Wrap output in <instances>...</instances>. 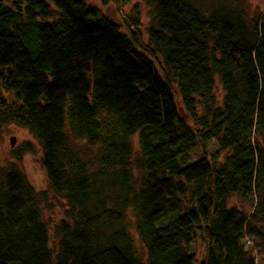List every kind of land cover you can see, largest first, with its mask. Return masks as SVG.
<instances>
[{"label":"trees","instance_id":"obj_1","mask_svg":"<svg viewBox=\"0 0 264 264\" xmlns=\"http://www.w3.org/2000/svg\"><path fill=\"white\" fill-rule=\"evenodd\" d=\"M196 1L144 0L154 23L143 43L138 16L125 34L86 0H0V134L13 122L30 131L50 188L71 207L52 247L41 194L5 172L0 264H194L199 236L201 264H264V22L237 0L209 11ZM211 141L215 153L182 164Z\"/></svg>","mask_w":264,"mask_h":264},{"label":"rangeland","instance_id":"obj_2","mask_svg":"<svg viewBox=\"0 0 264 264\" xmlns=\"http://www.w3.org/2000/svg\"><path fill=\"white\" fill-rule=\"evenodd\" d=\"M6 6H11L13 0H1ZM241 2L243 8L246 10L248 16L253 19L262 20L264 22V0H237ZM91 5L98 7L102 13L109 15L116 23L123 26L121 31L128 34L126 21L129 17L138 16L140 19L139 32L141 34L143 43H147L148 28L153 25L154 20L151 13V9L147 7L144 0H131L128 4H122L118 0H86ZM218 0H199L196 1L197 6L204 10H211ZM138 9V14L136 12ZM125 17V18H124ZM127 19V20H126ZM121 22L123 24H121ZM161 75V70L156 67ZM175 98L177 100L178 108L182 117L187 118L186 113L182 107L181 99L176 89V85H173ZM215 95L218 103L221 106L224 92L219 79H216ZM5 97L10 103L15 102V98L11 94L5 93ZM190 121V120H188ZM191 123V121H190ZM15 139V144H11V139ZM78 145H83V141L79 140L76 142ZM24 144H31L34 147V153H27L21 159L15 156L18 149ZM132 145L134 153L140 152L139 138L135 136L132 138ZM217 143L215 141L208 142L207 144H199L198 147L185 159V162L180 161L182 164H191L205 155H211L217 151ZM207 153V154H205ZM228 155L227 152L221 155V161ZM42 150L34 136L26 128L19 126L13 122L6 125L3 132L0 134V178L5 172L9 170L20 171L34 187V189L41 194L39 196L40 209L42 219L47 224L51 234V246L56 247L57 238L54 234V228L59 225L62 221L71 222L69 213L71 207L69 203L63 198V196L56 194L52 191L48 184L45 170L42 166ZM135 176L140 177V171L135 170ZM42 193L44 195H42ZM230 207H236L241 210L244 214L250 215L253 212V204L244 203L239 201L236 197H232L229 200ZM128 226L135 238V246L142 259H147V253L144 245L140 241L138 235L135 232V223L137 218L133 210L130 208L127 212ZM257 226L264 228V223H257ZM189 251L194 253L195 262L194 264H201L206 258V245L203 239L199 236L198 239L189 246Z\"/></svg>","mask_w":264,"mask_h":264},{"label":"water","instance_id":"obj_3","mask_svg":"<svg viewBox=\"0 0 264 264\" xmlns=\"http://www.w3.org/2000/svg\"><path fill=\"white\" fill-rule=\"evenodd\" d=\"M11 144H12V145L15 144V139H14V138L11 139Z\"/></svg>","mask_w":264,"mask_h":264},{"label":"built area","instance_id":"obj_4","mask_svg":"<svg viewBox=\"0 0 264 264\" xmlns=\"http://www.w3.org/2000/svg\"><path fill=\"white\" fill-rule=\"evenodd\" d=\"M250 242H248V244H249Z\"/></svg>","mask_w":264,"mask_h":264}]
</instances>
